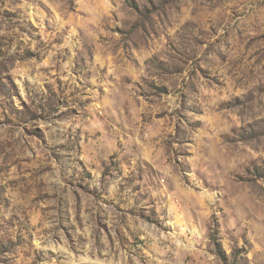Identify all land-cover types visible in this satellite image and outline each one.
I'll return each mask as SVG.
<instances>
[{"label": "rangeland", "instance_id": "1", "mask_svg": "<svg viewBox=\"0 0 264 264\" xmlns=\"http://www.w3.org/2000/svg\"><path fill=\"white\" fill-rule=\"evenodd\" d=\"M0 264H264V0H0Z\"/></svg>", "mask_w": 264, "mask_h": 264}]
</instances>
